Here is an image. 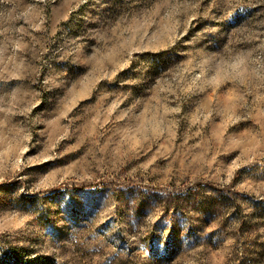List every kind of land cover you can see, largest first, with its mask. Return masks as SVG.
Masks as SVG:
<instances>
[{
  "label": "rangeland",
  "instance_id": "obj_1",
  "mask_svg": "<svg viewBox=\"0 0 264 264\" xmlns=\"http://www.w3.org/2000/svg\"><path fill=\"white\" fill-rule=\"evenodd\" d=\"M0 264H264V0H0Z\"/></svg>",
  "mask_w": 264,
  "mask_h": 264
}]
</instances>
